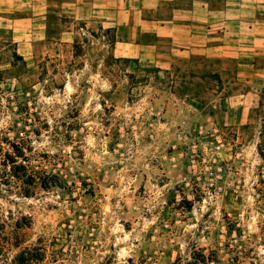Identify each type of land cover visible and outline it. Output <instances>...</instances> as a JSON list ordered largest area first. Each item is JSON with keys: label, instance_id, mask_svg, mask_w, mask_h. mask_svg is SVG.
<instances>
[{"label": "rangeland", "instance_id": "1", "mask_svg": "<svg viewBox=\"0 0 264 264\" xmlns=\"http://www.w3.org/2000/svg\"><path fill=\"white\" fill-rule=\"evenodd\" d=\"M111 41L28 64L0 30V264H264V91Z\"/></svg>", "mask_w": 264, "mask_h": 264}, {"label": "crops", "instance_id": "2", "mask_svg": "<svg viewBox=\"0 0 264 264\" xmlns=\"http://www.w3.org/2000/svg\"><path fill=\"white\" fill-rule=\"evenodd\" d=\"M83 29L110 31L115 57L214 74L238 101L260 103L264 0H0V30L28 64L79 41Z\"/></svg>", "mask_w": 264, "mask_h": 264}, {"label": "built area", "instance_id": "3", "mask_svg": "<svg viewBox=\"0 0 264 264\" xmlns=\"http://www.w3.org/2000/svg\"><path fill=\"white\" fill-rule=\"evenodd\" d=\"M83 34H85V31H84V29H83Z\"/></svg>", "mask_w": 264, "mask_h": 264}, {"label": "trees", "instance_id": "4", "mask_svg": "<svg viewBox=\"0 0 264 264\" xmlns=\"http://www.w3.org/2000/svg\"><path fill=\"white\" fill-rule=\"evenodd\" d=\"M190 208H191V206L188 207V209H190Z\"/></svg>", "mask_w": 264, "mask_h": 264}]
</instances>
